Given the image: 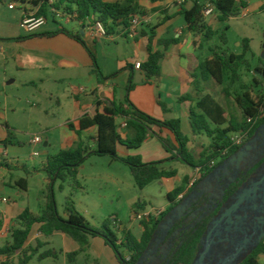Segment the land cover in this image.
<instances>
[{
  "label": "crops",
  "instance_id": "1",
  "mask_svg": "<svg viewBox=\"0 0 264 264\" xmlns=\"http://www.w3.org/2000/svg\"><path fill=\"white\" fill-rule=\"evenodd\" d=\"M103 1L115 3L125 0ZM135 1L149 12L147 16L149 23L141 25L133 35L119 33L109 35L107 38H96L92 33L93 21L84 23L76 21L77 29L72 32L80 34L87 46L95 53L100 70V73H97L87 49L76 40L64 34L54 37L28 38L34 34H45L58 29H48L47 23L35 32H27L22 27L23 18L26 15L35 16L37 12V9L29 4V0H26L25 4L13 3L12 0H0V97L2 91L5 92V87L16 84L18 78H21L22 85L37 89L39 103H45L44 109L37 111L36 115L39 118L37 123L42 130L39 135L44 140L41 146L46 151V158L39 162L40 168L27 164L26 147L18 139L17 133L21 129H29L33 121L31 113L34 110L26 112L19 106H10L9 96L5 95L4 108L1 107L0 101V191L7 186L14 188L13 183L20 184V187L24 185V179L21 177L13 181L14 171H23L27 176L38 175L41 172L45 173L49 158L61 151L76 149L80 145L84 148L95 149L97 128L81 130L80 122L86 116L93 118L96 114L103 113L112 102L124 104V107L128 108L126 97L121 96V93H127L130 77L133 78L134 84L129 93L130 102L139 110L158 120H179L182 133L190 139L189 148L191 150L198 136L192 130L191 110L195 108L196 101L199 100L198 95H194L196 92L192 85V72H195L199 64L198 52L202 55L203 50L199 49L200 37H194L191 34L184 17L179 13L183 6L190 8L194 0ZM200 1L206 5L211 3V0ZM243 1L247 7L242 9L240 16H247L255 11L262 12L264 0L254 3L248 0ZM12 3L15 5L14 9L10 8ZM18 8L21 14L17 19L14 12ZM167 16L170 19L165 20ZM66 19L67 22L73 21L67 17ZM206 22L214 28V24L220 21L214 13L206 18ZM152 28H155L156 34L154 48L164 52L160 61L161 74L157 78L149 77L143 69L134 68L136 62L143 64L148 60L147 46ZM163 39H178V43L171 44L165 49L158 45V42ZM121 41L127 42L129 47L120 43ZM124 51L126 54H122ZM14 73L17 75H12ZM187 95H191L190 100L180 101ZM33 106L36 107V104ZM124 123L125 121L121 119L118 125L120 134L123 139H126L132 133L121 127ZM153 131L173 141L174 137L169 131H161L156 127ZM35 136L30 137L27 144L32 149L34 146L31 145V141ZM117 148L120 156H140L144 163H152L155 160L162 162L172 158L155 135L149 137L139 149L131 150L123 145H118ZM191 169L183 177L184 181L187 179L185 181L187 183L184 184L186 191L196 175L197 169ZM8 177H10L9 180H7ZM179 177L178 172L176 177L161 181L169 182ZM45 183L48 184V179H45ZM24 186L26 189L21 187L18 193V197L23 200L20 202L14 200L5 212L0 211V237H11L13 228L17 226L13 218H18L26 209L32 211L30 202L26 203L29 195L28 180ZM174 189L175 187H172L169 194ZM65 191L70 194L69 188ZM46 203L47 198L43 197L42 209ZM144 205L145 209L142 210L150 211L147 204L144 203ZM164 209L156 210L162 212ZM64 218H68L67 212ZM40 227V224L33 226L27 245H35L36 240L42 238L39 232ZM57 236H61L64 241L65 256L79 252L80 246L66 234L56 232L49 239ZM98 239L93 238L90 244L98 245L99 254L106 259L107 264H120L115 252L106 245L103 239ZM43 240L47 242V238ZM90 256L93 257V254L91 253ZM17 258L18 256H15L13 259L17 261ZM6 259L5 256L0 255V263ZM259 261L264 264V254L259 256Z\"/></svg>",
  "mask_w": 264,
  "mask_h": 264
},
{
  "label": "trees",
  "instance_id": "2",
  "mask_svg": "<svg viewBox=\"0 0 264 264\" xmlns=\"http://www.w3.org/2000/svg\"><path fill=\"white\" fill-rule=\"evenodd\" d=\"M12 1L17 4L26 3V0ZM29 4L37 9L36 17H45L48 20L50 14L59 16V13H61V15L70 16L71 20L80 23L98 21L104 24L109 35L129 34L133 20L136 17L146 18L149 14L135 0L115 3L103 0H29ZM211 4L220 22L239 17L242 9L247 7L243 0H211ZM205 6L204 2L194 0L190 8L183 6L179 13L184 17L191 34L194 37H200V51L204 50L205 44L211 42L217 35V31L206 22L203 15ZM262 11H264V5ZM167 19H170V17L167 16L165 20ZM60 34H64L82 44L94 62L95 71L100 73L95 53L87 46L80 34L59 27L55 31L34 34L28 38L54 37ZM155 38V28H152L147 46L148 60L141 64V69L149 77L157 78L161 74L160 61L164 56V52L154 48ZM221 39L222 43L226 44V34H223ZM176 43H178V39H163L158 42V45L166 49L169 45ZM242 47L243 53L239 55L209 47L208 50L211 55L205 59L198 58V67L195 72H192V85L196 92L200 93L202 91L199 85L200 81L205 83L215 81L223 87L222 92L228 100L230 98L235 100L242 113V119L233 114H229L227 117L226 109L210 94L204 95L196 101L195 108L191 110L193 133L195 135H206L211 139L209 146L205 148L199 159H196L191 152L189 148L190 139L182 133L179 120H158L139 110L130 102L129 93L134 87L133 78L130 77L126 96L128 108H125L124 104L112 102L103 113H98L93 118L86 116L80 122L81 130L92 127L97 128L96 148H84L80 145L76 149L61 151L49 158L45 167L49 191L47 203L39 214H34L30 209H26L17 218V221H15L17 226L11 232L12 241L0 248V255L7 258L6 261L0 264H29L34 259L43 261L48 258H57V254L53 250L41 251L49 245L43 238H50L56 232L66 234L80 244L81 252L88 249L91 238L101 237L106 245L115 252L120 264H137L159 224L158 220L152 222V217H150L149 220L141 221L143 233L140 238H136L129 230H120L122 236L121 239H118L110 229L113 222L104 223L102 228L91 225L87 218L77 211L73 200L79 173L78 169L89 157H109L113 162L124 163L130 168L135 184L141 191L155 181L172 179L177 176L178 171L162 168L161 165L166 161L144 163L140 156L122 157L118 153V145L136 150L149 137L155 135L161 141L165 150L173 155L169 161L175 159L190 168H201L202 175L199 181L207 176L214 170L218 162L225 161L242 147H231V136L234 133L248 131L247 142L257 129L264 124V61L260 59L261 65L256 68L262 82L255 78L249 86L242 83L241 70L249 65L247 56L251 50L250 40L244 39ZM237 85L238 88L234 89ZM190 98L191 95H187L182 97L180 101L190 100ZM119 118L125 121L127 124L126 130L132 133L126 139H123L119 132L120 126L117 123ZM249 120L252 121L249 122ZM154 127L161 131H169L175 139V144L171 139H165L154 133ZM227 148H229L227 155L221 156V152ZM23 169L26 171L25 167ZM57 182L61 183L59 186L61 191H65L67 188L70 189V195L65 202L68 218L62 217L57 208L54 194V186ZM23 183L26 184L25 179ZM24 185L21 187L26 189ZM185 191V186L178 187L168 194V200L173 202ZM136 208L145 209V205L138 203ZM36 224L41 225L39 232L42 238L37 239L35 245H27L33 226ZM203 233L204 228L187 239L175 256L173 264H192ZM119 247L125 249L126 256L121 254ZM78 254L79 252L68 254V260L73 264ZM261 254H264V241L242 264H262L259 261ZM15 256H18L17 261L13 259Z\"/></svg>",
  "mask_w": 264,
  "mask_h": 264
},
{
  "label": "rangeland",
  "instance_id": "3",
  "mask_svg": "<svg viewBox=\"0 0 264 264\" xmlns=\"http://www.w3.org/2000/svg\"><path fill=\"white\" fill-rule=\"evenodd\" d=\"M250 3L257 2L259 0H248ZM18 17L21 14V10L18 8L15 12ZM243 14V12H242ZM18 15V16H17ZM67 16H48L47 28H59L64 27L69 31H75L77 29V22H67ZM68 18V17H67ZM214 29L217 31V35L211 42L205 44V49L202 55L198 52L200 59H205L211 55L208 48L213 47L218 51H227L230 54H242L243 47L242 42L244 39L250 40L251 50L248 53L247 59L249 65L242 68L241 78L242 83L251 85L253 80L257 78L261 81L259 73L256 68L261 65L260 59L264 53V11L251 12L247 16H239L229 19L225 22H217L214 24ZM226 34L227 42L222 43L221 36ZM129 47L128 43L121 41ZM120 53V52H119ZM122 52V54H124ZM121 54V53H120ZM126 54V53H125ZM264 61V60H262ZM250 66V67H249ZM13 73V72H10ZM12 75H17L16 73ZM16 84L8 85L5 87V92L2 91L0 101L2 108H4L5 95L9 96L8 104L10 106H19L26 112L33 111L31 117L33 119L29 129H21L18 134V139L25 145V157L29 166L40 168V161L46 158V151L43 146H27L30 137L39 135L42 130L37 123L38 116L36 112L43 110L45 103H39V93L34 87H28L22 85L21 78H18ZM201 92L194 95H198L199 98L204 95H212L225 109L227 117L229 114L237 116L242 119V113L237 106L235 100L225 97L222 92L223 87L215 81L203 82L200 81ZM262 82V81H261ZM66 88V86H64ZM238 88V85L234 87ZM195 89V88H194ZM127 95L126 92L121 93V96ZM39 103V104H38ZM36 104V107L33 106ZM121 119L117 120L120 123ZM161 142V141H160ZM175 144V139L173 138ZM211 139L206 135H198L194 140L191 147V152L196 159H199L201 154L205 151V148L209 146ZM35 152L39 153L38 157L33 156ZM171 154V153H170ZM172 155V154H171ZM173 156V155H172ZM154 162H161L155 160ZM152 162V163H154ZM166 170H177L179 172V178L173 181H155L148 185L144 190H139L135 184L130 168L121 162H113L109 157H89L79 170V176L77 178V184L75 185V193L73 200L77 211L83 214L91 225L102 228L104 223L113 222L110 225V229L121 239V231L129 230L136 238H140L143 233V226L140 220H134V213H143V210L136 208L138 203H146L148 210L152 209H164L169 204L168 194L172 187L177 189L180 185H184V175L192 169L178 160H168L161 165ZM14 180L22 179L29 182V195L26 198V203L30 202V207L35 214L41 212V205L43 197L48 196V184L45 183L47 175L44 172L38 175L27 176L23 171H14ZM10 177L7 178L9 180ZM183 179V180H182ZM182 180V182H181ZM60 182H57L54 186L55 200L58 211L61 216L65 215V202L70 195L67 191H61L59 189ZM13 187H5L3 191H0V211L5 212L9 204H12L14 200L22 201V198L18 197L20 192V184ZM185 186V185H184ZM174 189V190H175ZM9 202V203H8ZM17 221V218H13V222ZM120 228V229H118ZM121 230V231H120ZM99 238L101 237H93ZM91 238V240L93 239ZM102 239V238H101ZM90 240V241H91ZM11 237H0V246L6 245L7 242H11ZM47 242L50 244L41 251L53 250L57 253V258H48L43 261L34 259L29 264H72L68 260V255L65 256L66 246L61 236L47 238ZM78 246L81 245L76 243ZM121 254L126 256V251L123 247H119ZM78 256L75 258L73 264H107L106 259L101 256L98 245H89L88 249L84 252L80 250ZM93 254V257L90 254ZM97 261V262H96Z\"/></svg>",
  "mask_w": 264,
  "mask_h": 264
},
{
  "label": "water",
  "instance_id": "4",
  "mask_svg": "<svg viewBox=\"0 0 264 264\" xmlns=\"http://www.w3.org/2000/svg\"><path fill=\"white\" fill-rule=\"evenodd\" d=\"M264 60V53L262 55ZM264 160V124L221 166L206 176L198 185L213 188L212 182L222 169L236 166L248 172ZM188 196L159 223L137 264H144L159 230H168L174 221L190 209ZM264 241V161L256 171L224 202L216 216L207 225L192 264H242ZM126 264V263H123Z\"/></svg>",
  "mask_w": 264,
  "mask_h": 264
},
{
  "label": "flooded vegetation",
  "instance_id": "5",
  "mask_svg": "<svg viewBox=\"0 0 264 264\" xmlns=\"http://www.w3.org/2000/svg\"><path fill=\"white\" fill-rule=\"evenodd\" d=\"M223 162H218L214 170L221 166ZM262 162L248 172L238 170L236 166L229 167L228 170L222 169L219 176L212 182L213 188L205 186L203 187V192H199L197 185L205 176L196 185L189 188L188 191L179 195L176 200L170 201L169 205L161 213L152 217V222H156V220L159 223L164 221L172 209L193 194L190 209L184 215L178 217L170 229L157 232L152 245L153 252L149 253L144 264H173L175 256L187 239L197 234L202 228H204L205 232L207 225L216 216L224 202L250 178ZM157 229L158 226L153 234Z\"/></svg>",
  "mask_w": 264,
  "mask_h": 264
},
{
  "label": "built area",
  "instance_id": "6",
  "mask_svg": "<svg viewBox=\"0 0 264 264\" xmlns=\"http://www.w3.org/2000/svg\"><path fill=\"white\" fill-rule=\"evenodd\" d=\"M10 8L14 9L15 5L12 3L10 5ZM60 14L61 13H59V15ZM213 14H214V7L212 6L211 3H208L205 6V9L203 11V15L205 18H208V17L212 16ZM67 17L69 19H71L70 16H67ZM47 23H48V20L45 17H36L33 15H26L23 18L22 27L27 32L32 33V32H35L36 30L40 29L41 27H43ZM148 23H149V19L147 17L146 18L136 17L130 26L129 35L135 34L141 25L148 24ZM92 33H93V36L96 38H107V37H109L108 31H107L106 27L104 26V24L101 22H98V21H94L92 23ZM134 68L138 69V70L141 69V63L136 62L134 64ZM251 121L252 120H249V122H251ZM121 127L124 129L127 127V124L124 123L121 125ZM247 138H248V131H241L238 133H234L231 136V147L242 146L246 142ZM43 143H44L43 137L40 135L35 136L31 141V145H33V146H41ZM228 151H229V148L222 151L221 156L227 155ZM38 155H39L38 152L34 153V156H38ZM212 164H214V163H212ZM201 175H202V169L198 168L196 170V175L193 177V179L191 181L190 188L199 181V179L201 178ZM159 213H161V211L156 210V209H152V210L147 211V212L143 211V213H135L133 218L136 220H140V221L149 220L150 217L158 215Z\"/></svg>",
  "mask_w": 264,
  "mask_h": 264
}]
</instances>
